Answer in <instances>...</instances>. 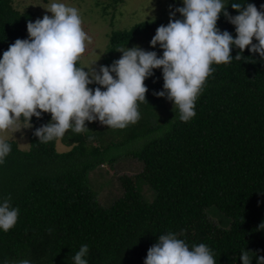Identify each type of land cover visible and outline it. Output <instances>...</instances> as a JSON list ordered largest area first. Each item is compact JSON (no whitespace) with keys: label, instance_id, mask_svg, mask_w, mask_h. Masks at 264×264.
<instances>
[{"label":"trees","instance_id":"16d2710c","mask_svg":"<svg viewBox=\"0 0 264 264\" xmlns=\"http://www.w3.org/2000/svg\"><path fill=\"white\" fill-rule=\"evenodd\" d=\"M247 2L258 10L264 5V0ZM224 3L235 16L230 3L246 0ZM33 19L11 0H0L1 54L16 39L28 38L27 23ZM217 27L236 35L223 13ZM144 28L149 25L115 34L110 47L130 45ZM238 51L232 49L233 57ZM243 56L211 66L196 115L188 122L154 94L163 90L161 69L144 81L148 91L146 101L138 102L140 119L123 129L85 122L89 130L69 129L42 143L34 132L50 121V113L33 116L29 150L7 141L11 152L0 164V200L10 196L19 209L15 226L0 231V264L23 258L32 264H74L83 244L89 246L88 264H144L148 249L169 232L189 247L206 244L216 264H242L244 250L256 264V256H264V229L259 228L264 222V60L247 48ZM112 63L108 57L104 66ZM59 142L67 152L56 151ZM127 146L137 147L128 151ZM129 156L142 171L132 179L121 177V197L101 206L90 189V174ZM144 187L148 198L141 194ZM211 207L230 220L227 230L208 219Z\"/></svg>","mask_w":264,"mask_h":264},{"label":"clouds","instance_id":"9594fccd","mask_svg":"<svg viewBox=\"0 0 264 264\" xmlns=\"http://www.w3.org/2000/svg\"><path fill=\"white\" fill-rule=\"evenodd\" d=\"M182 6L170 11L167 25L157 27L150 46L159 45L162 55L139 46L118 50L121 57L109 66L78 67L76 62L89 39L82 28L76 7L50 0L42 7V19L27 23L28 38L16 39L0 55V132L31 127L33 116L50 113V121L35 129L38 141L47 143L61 138L71 129H88L85 122L99 121L107 128L123 129L140 119L138 102L146 101L144 81L162 70L163 90L177 109L175 116L188 122L195 115L197 97L214 69L213 64L242 60L244 50L264 60V5L230 3L238 13L231 16L224 0H181ZM243 6V7H242ZM171 8V6H170ZM181 18H175L176 13ZM235 26V37L217 27L220 14ZM255 39L256 43H253ZM233 48L239 51L233 57ZM87 68L88 71L84 69ZM115 74V75H113ZM97 84L99 87L90 88ZM103 89V90H102ZM21 121L27 126H22ZM89 130V129H88ZM11 152V145L0 137V164ZM11 197L0 200V231L12 229L19 209ZM264 229V222L259 225ZM89 246L83 244L72 257L74 264H88ZM248 250L240 252L242 264H252ZM3 264H32L27 258ZM144 264H216L211 249L204 243L189 245L169 232L159 235L147 251ZM264 264V256H256Z\"/></svg>","mask_w":264,"mask_h":264},{"label":"rangeland","instance_id":"374dc122","mask_svg":"<svg viewBox=\"0 0 264 264\" xmlns=\"http://www.w3.org/2000/svg\"><path fill=\"white\" fill-rule=\"evenodd\" d=\"M12 6L19 12H31L34 15L33 22L45 14L51 16L42 7H47L50 0H11ZM69 6L79 10L82 19V28L88 36L85 42V51L79 57L78 67H92L99 70L104 66L106 58L110 57L112 62L119 59L122 53L118 50L126 49V46L115 48L110 47V38L118 33H125L141 24H148L149 28L139 30L135 34V39L127 47L139 46L146 51H156L158 56L162 55V49L157 45L155 48L150 46V41L155 35L157 27L167 25L169 22L170 11L182 6L181 0H60ZM171 6V8H170ZM175 18L181 16L177 12ZM111 49V50H110ZM0 55H2L0 53ZM88 71L87 68L84 69ZM95 84V83H93ZM168 109L173 104L166 97ZM159 109L157 110V112ZM160 115L159 113H157ZM87 122V121H86ZM22 126L26 123L20 122ZM89 123V122H88ZM97 128L104 126L99 121H93ZM32 126L21 128L11 134L10 131L0 132V137L6 141L15 142L19 150L26 152L30 148L29 136ZM95 144V143H94ZM137 146H127L128 151ZM59 153L67 152L68 147L59 142L56 145ZM142 171V164L131 156L121 158L111 169L103 165L90 174L89 186L96 195L101 206L108 207L114 200L121 197L122 188L119 183L121 177L133 178ZM142 196L149 197L147 187L140 189ZM208 219L221 229H228L230 220L222 215L216 208L211 207L206 211Z\"/></svg>","mask_w":264,"mask_h":264}]
</instances>
